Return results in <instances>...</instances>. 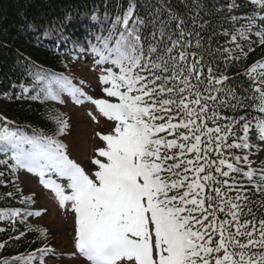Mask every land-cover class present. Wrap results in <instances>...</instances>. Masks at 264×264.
<instances>
[{"label":"snow or ice","instance_id":"obj_1","mask_svg":"<svg viewBox=\"0 0 264 264\" xmlns=\"http://www.w3.org/2000/svg\"><path fill=\"white\" fill-rule=\"evenodd\" d=\"M249 2L264 5V0ZM157 3L160 7L146 19L138 14L136 0H128L107 35H97L95 44L89 40L99 57L96 64L113 66L103 69L99 81L102 92L114 101L88 96L66 78L36 77L48 81V97L59 99L61 91H69L77 103L87 99L115 122L112 132L97 133L105 146L95 150L97 158L91 161L97 166L94 179L69 158L67 146L51 136L29 137L5 125L0 152H10L16 168L38 174L61 207L70 204L74 246L90 264H264V219L257 220L252 202L232 175L243 173L250 180L256 176L248 156L233 150L258 145L249 142L245 116L220 111L246 107L247 97L224 87L229 77L214 73L199 51V33L193 41V32L184 27L185 19L170 0ZM164 13L167 19H161ZM91 18L98 19L95 14ZM246 19L250 28L255 17ZM256 35L264 44V32ZM257 69L264 70V64L257 62L248 70L253 83ZM255 91L260 97L257 110L264 113V91L258 84ZM254 120L257 139L264 141V120ZM58 123L59 132L67 129L66 120ZM241 161L247 171L239 166ZM259 171L264 180V168ZM47 173L65 178L70 193L45 179ZM255 187L264 195V184ZM18 214L17 209L5 210L7 216ZM23 259L31 264L33 257Z\"/></svg>","mask_w":264,"mask_h":264},{"label":"trees","instance_id":"obj_2","mask_svg":"<svg viewBox=\"0 0 264 264\" xmlns=\"http://www.w3.org/2000/svg\"><path fill=\"white\" fill-rule=\"evenodd\" d=\"M136 3L138 14L146 19H151L149 13L160 7L157 0H136ZM230 4L236 7L230 10ZM127 6L128 0H0V129L6 125L9 130L19 129L29 137L34 134L51 136L66 145L68 152L65 137L73 121L64 107L66 104H61L71 93L61 91L59 99H52L45 94L48 81L36 77H62L79 87L83 80L71 66L69 53L93 52L89 40L95 44L97 35H107L115 16L123 14ZM170 6L185 19L184 27L193 32V41L195 33H199L203 45L199 51L204 53L214 73L229 77L224 87L234 89L240 97H247L244 100L246 107L236 112L220 109L222 115L245 116L249 127L257 130L253 127L254 118L264 120V113L257 110L260 97L255 87L258 84L264 91V83H260L264 80L261 75L264 70L257 69L253 74L255 83L248 70L257 62L264 64V44L256 35L262 32L257 26L263 19L264 5H254L249 0H184V3L170 0ZM93 14L98 19L92 20ZM247 17H255L250 28ZM161 19H167V14L164 13ZM150 31L151 25L145 35ZM241 32L245 35L241 36ZM55 87L58 90L59 84ZM63 120L68 122V127L59 132L58 121ZM99 133L107 134L108 131ZM238 135L243 133L238 132ZM249 142L258 147L233 150L235 154L247 155L248 159L258 154L260 141L253 137ZM227 158L231 160V156ZM251 162V167L257 170L254 178L250 180L243 173L232 175L237 176L236 183L243 186L242 195L249 197L252 202L249 206L259 220L264 219V195L255 185L264 184L259 171L264 168V156ZM239 166L245 171L248 169L243 161ZM27 190L11 153L0 152V217H7L5 210H19L17 221L7 230H0V244L3 245L0 247V264H25L23 258L28 256L33 257L31 264L72 261L76 254L56 247L51 230L33 221L38 216L36 202L34 192ZM229 195L234 196L235 192ZM29 197L31 199H26ZM13 216H8L9 223Z\"/></svg>","mask_w":264,"mask_h":264},{"label":"rangeland","instance_id":"obj_3","mask_svg":"<svg viewBox=\"0 0 264 264\" xmlns=\"http://www.w3.org/2000/svg\"><path fill=\"white\" fill-rule=\"evenodd\" d=\"M257 28L264 32V18L258 24ZM97 59H99V57L94 52L85 54L78 52L73 56L71 55V66L83 80L79 84V88H81L86 95L92 96L93 98L103 97L114 101L115 98H109L102 92L103 85H101L99 81V76L102 74L103 69L113 66L110 62L97 65L95 62ZM113 70L118 71L116 68ZM82 99L83 103H77L70 94L61 104L62 106L66 104L64 107L68 109L73 121H71V127L65 137L68 145L67 154L69 158H72V160L80 164L81 167L85 169V172L94 179L93 173L97 166L92 164L91 161L97 158L95 150L105 146L97 133L101 131H108V133L112 132L115 127V122L104 118L98 112L95 105L87 99ZM93 117H95V119H93ZM253 137H257V131L250 128L249 140ZM262 156H264V141H260L259 143V153L252 155L249 159L252 161L254 158L259 159ZM100 159L103 160L104 158ZM19 169L23 171L21 176L25 190L31 189L34 192L35 207L37 212L40 213L33 221L37 224L45 225L51 230L52 239L56 247L63 251L70 252L71 254H76V257H73L72 261L65 260L62 264H90V262L75 249V214L71 211L70 204L67 207H61L54 191L41 183V177L38 174L30 172L26 168ZM45 179H51L55 183L62 185L65 192L70 193L71 190L67 187L68 181L65 178L59 177L58 174L47 173ZM18 218V215H14L11 223H9L8 216H1L0 230H7L10 224H14Z\"/></svg>","mask_w":264,"mask_h":264}]
</instances>
